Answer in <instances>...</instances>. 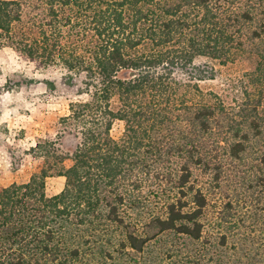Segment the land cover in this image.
<instances>
[{
    "label": "trees",
    "instance_id": "obj_1",
    "mask_svg": "<svg viewBox=\"0 0 264 264\" xmlns=\"http://www.w3.org/2000/svg\"><path fill=\"white\" fill-rule=\"evenodd\" d=\"M258 1V8L248 5L233 19L242 26L259 23L249 38L253 43L264 42V0ZM210 3L36 0L35 10L27 14L22 2L0 0V50L12 48L40 69L62 68L68 72L67 84L79 86L78 95L87 96L70 103L58 139H41L32 148L41 164L30 180L0 188V264H40L60 242L77 257L76 240L109 228L123 236V248L141 252L147 238L135 233L122 207L138 208L134 192L144 176L167 169L178 157L184 162L177 188L186 197L191 165L210 169L204 144L220 108L189 104L184 94L196 81L208 79L202 70L198 76L189 72L195 60L228 61L227 46L235 43L233 24L211 10ZM257 51L264 61V51ZM177 70L188 71L187 81L176 77ZM259 70L264 77V64ZM115 120L126 125L120 140L111 135ZM251 123L254 134L264 138L258 121ZM66 133L79 139L72 154L58 147ZM249 138L247 133L234 135L223 147L219 140L217 148L239 158ZM56 176L66 179L65 188L48 196L46 181ZM192 203L195 208L188 211L181 198L169 202L166 217H156L154 226L199 239L207 199L196 190Z\"/></svg>",
    "mask_w": 264,
    "mask_h": 264
},
{
    "label": "rangeland",
    "instance_id": "obj_2",
    "mask_svg": "<svg viewBox=\"0 0 264 264\" xmlns=\"http://www.w3.org/2000/svg\"><path fill=\"white\" fill-rule=\"evenodd\" d=\"M16 1L23 3L27 14L35 10L36 0ZM248 5L258 8L260 2L211 0L209 8L233 24L230 31L235 43L227 46L231 51L228 61L198 57L189 70L197 76L202 70L208 79L196 81L186 90L187 102L220 108L204 144L210 169L191 165L186 197L177 188L182 159L175 157L167 169L144 176L145 181L134 192L140 201L138 208L129 203L122 207V216L135 233L147 238L143 251L123 248V236L109 228L107 233L94 230L76 240L73 246L79 248V256H70L67 244L60 242L56 253L41 258L40 264H264V138L250 128L256 119L264 132V77L259 70L264 61L257 55L258 49L264 51V42L249 41L259 23L242 26L233 21ZM236 42L239 45L235 47ZM187 72L177 70L176 77L185 82ZM67 79L68 72L60 67L40 69L12 48L0 50V188L30 180L41 164L32 148L41 139H58L63 131L60 120L69 115L70 103L87 99L79 96V86H69ZM125 130V123L115 120L111 135L120 140ZM246 133L250 138L241 157L233 158L226 148H217L219 140L223 147L226 138ZM78 142L74 134L66 133L58 147L63 154H72ZM65 184L64 177L47 179V195L61 193ZM196 190L207 199L199 239L154 226V219L165 218L166 205L178 198L187 203L186 210H194ZM78 229L85 230L82 226Z\"/></svg>",
    "mask_w": 264,
    "mask_h": 264
}]
</instances>
